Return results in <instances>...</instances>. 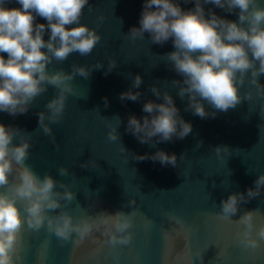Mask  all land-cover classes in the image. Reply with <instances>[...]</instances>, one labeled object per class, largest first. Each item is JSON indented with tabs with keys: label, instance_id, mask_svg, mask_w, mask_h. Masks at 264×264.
Here are the masks:
<instances>
[{
	"label": "water",
	"instance_id": "1",
	"mask_svg": "<svg viewBox=\"0 0 264 264\" xmlns=\"http://www.w3.org/2000/svg\"><path fill=\"white\" fill-rule=\"evenodd\" d=\"M145 0H89L84 9L81 23L96 28L101 42L89 56L78 52L70 54L62 63L54 62L49 71L63 69L72 71V65L91 66L102 63L103 68L91 72L85 80L76 76L74 92L69 95L63 120L51 125L55 142L39 130L38 113L46 111V103L57 94L55 88L37 97L25 114L12 116L0 112V123L32 134L30 156L26 163L39 176L45 173L70 186L76 194V201L65 210L74 217L95 216L100 212H128V200H136L138 214L134 218L133 242L127 247L111 246L105 243L98 253H89L85 245L75 249L72 242L61 246L57 238L46 228L31 231L25 225L21 233V259L17 264H164L167 243L165 233H171L175 225L170 216L182 218L189 236V255L193 264H264V244L256 253L243 250L235 238L236 225L222 222L216 217L221 201L235 192H247L254 188V181L264 174V117L260 113V100H242L234 109L226 112L213 109L207 102L206 111L215 116L200 118L192 110H185L188 98L181 99L173 80H183L171 64L164 60L166 54L175 51L172 40L163 45L152 44L145 33L144 40L131 41L128 38L132 27H139ZM183 10L193 9L194 0H175ZM264 6V0H260ZM9 8H19L16 0H10ZM206 17L209 9L221 18L238 21V9L227 12L213 4L203 5ZM35 15V13H33ZM100 17L104 19L99 20ZM35 23L47 24L36 16ZM69 25L66 27H74ZM50 31L46 29L47 41ZM46 51V49H42ZM7 58L6 53H0ZM109 58L116 61V67L107 75ZM136 75L142 78L140 87L132 88ZM264 85V74L259 77ZM156 86L172 95L180 116L191 123L192 132L183 139L173 137L171 141L155 143V146L141 144L126 131L128 118L145 115L143 105L148 100L160 103L162 99L150 91ZM139 91L141 97L133 102L121 101L120 94ZM247 86L240 89L241 96ZM105 98L108 106L105 107ZM119 117L122 123L117 132L118 142L107 139L110 125ZM47 122V121H46ZM15 142V141H14ZM202 142L200 147L197 144ZM119 144L127 150L120 151ZM58 145V147H57ZM228 147L231 155L222 153L218 157L215 148ZM162 150L175 154L177 166L162 165L153 161L152 154ZM149 156L136 160V155ZM184 156V159H180ZM226 160V164L224 161ZM95 161L96 167L91 166ZM87 164V167L81 165ZM64 166L72 177H61L58 168ZM259 210L264 214V189L261 195L242 204L233 217L239 219L244 211ZM59 211V210H58ZM102 239V238H101ZM184 242L180 241V247ZM220 249L226 255L217 259ZM202 253V259L197 258ZM174 264H188L180 259Z\"/></svg>",
	"mask_w": 264,
	"mask_h": 264
},
{
	"label": "clouds",
	"instance_id": "2",
	"mask_svg": "<svg viewBox=\"0 0 264 264\" xmlns=\"http://www.w3.org/2000/svg\"><path fill=\"white\" fill-rule=\"evenodd\" d=\"M10 0H0V112L12 116L25 114L37 97L55 88L57 94L46 105V111L38 113L39 130L55 142L51 125L63 120L69 95L73 94V80L76 76L87 80L91 72L103 68L102 63L89 66L73 64L70 73L63 69L49 71L54 62L62 63L70 54L81 56L92 54L101 42L96 28L82 24L84 9L89 0H16L22 7L9 8ZM188 2V0H185ZM195 7L183 10L175 0H145L139 27L129 30L128 38L135 42L144 40L145 33L152 44L163 45L172 40L175 51L162 57L183 80H173L181 99L188 98L187 110L200 118L214 117L215 112L206 111L203 102L213 109L226 112L234 109L242 100H260V113L264 117V85L259 77L264 74V6L260 0H194ZM213 4L227 12L238 11V21L221 18L208 11L206 17L203 5ZM35 13V15L33 14ZM36 16L47 21L35 23ZM104 18L100 17L102 21ZM76 25L74 27H66ZM50 36L45 41V31ZM46 49V51H42ZM116 67V61L109 58L107 75ZM142 84L136 75L132 88ZM247 86L241 96L240 89ZM150 91L163 102L148 100L143 105L145 115L142 120L135 115L128 118L126 131L134 135L141 144L155 146V143L183 139L192 132V125L179 114L172 95L156 86ZM139 91L120 94L121 101L139 100ZM108 106L105 98V107ZM110 125L107 139L118 142L117 129L122 123ZM47 121V122H46ZM32 134H24L19 129L0 123V264H17L21 259V233L25 225L31 231L46 228L61 246L72 242L75 249L81 246L91 248L89 253H98L107 243L113 247H127L133 242L134 218L138 214L136 200H128V212H100L95 216L74 217L67 206L76 201V194L70 186L45 173L43 177L35 173L26 163L30 156ZM15 141V142H14ZM202 142L197 144L200 147ZM120 151L127 150L119 144ZM58 147V145H57ZM218 157L231 150L228 147L215 148ZM136 160L149 156L136 155ZM162 165L177 166L175 154L158 150L150 157ZM180 159H184L181 156ZM91 166L96 167L95 161ZM226 164V160L224 161ZM87 167L88 165H81ZM61 177H72L68 168H58ZM255 187L247 192H235L221 201L216 217L236 225L235 238L240 247L249 253H256L264 244V214L259 210L244 211L239 219H233L240 206L259 197L264 189V174L254 181ZM59 210V211H58ZM175 225L171 233H165L167 243L164 264H174L184 259L193 264L189 255V236L182 218L170 216ZM102 238V239H101ZM180 241L184 242L180 247ZM220 249L217 259L226 255ZM201 252L197 258L202 259Z\"/></svg>",
	"mask_w": 264,
	"mask_h": 264
}]
</instances>
